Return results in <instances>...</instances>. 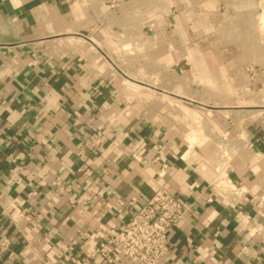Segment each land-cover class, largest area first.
I'll return each mask as SVG.
<instances>
[{
	"label": "crops",
	"instance_id": "crops-1",
	"mask_svg": "<svg viewBox=\"0 0 264 264\" xmlns=\"http://www.w3.org/2000/svg\"><path fill=\"white\" fill-rule=\"evenodd\" d=\"M161 191L163 264H264V0H0V264H135Z\"/></svg>",
	"mask_w": 264,
	"mask_h": 264
},
{
	"label": "built area",
	"instance_id": "built-area-1",
	"mask_svg": "<svg viewBox=\"0 0 264 264\" xmlns=\"http://www.w3.org/2000/svg\"><path fill=\"white\" fill-rule=\"evenodd\" d=\"M227 152H223L216 171L220 193L231 203L243 194L229 178ZM213 202L212 198L207 200ZM190 208L168 191L156 194L127 224L112 233L109 245L135 264H163L170 248V233L186 219ZM264 237V227L256 229Z\"/></svg>",
	"mask_w": 264,
	"mask_h": 264
},
{
	"label": "bare ground",
	"instance_id": "bare-ground-1",
	"mask_svg": "<svg viewBox=\"0 0 264 264\" xmlns=\"http://www.w3.org/2000/svg\"><path fill=\"white\" fill-rule=\"evenodd\" d=\"M190 143H193V141L192 142H190ZM251 149V148H250ZM252 152H254V151H252ZM247 193V192H246Z\"/></svg>",
	"mask_w": 264,
	"mask_h": 264
}]
</instances>
